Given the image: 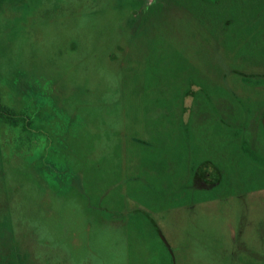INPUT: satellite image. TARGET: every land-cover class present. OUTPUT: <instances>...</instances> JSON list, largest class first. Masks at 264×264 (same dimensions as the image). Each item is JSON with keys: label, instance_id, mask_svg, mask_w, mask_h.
Returning a JSON list of instances; mask_svg holds the SVG:
<instances>
[{"label": "rangeland", "instance_id": "1", "mask_svg": "<svg viewBox=\"0 0 264 264\" xmlns=\"http://www.w3.org/2000/svg\"><path fill=\"white\" fill-rule=\"evenodd\" d=\"M238 1L209 27L185 0H0V264H172L145 212L175 264H264V2Z\"/></svg>", "mask_w": 264, "mask_h": 264}, {"label": "trees", "instance_id": "2", "mask_svg": "<svg viewBox=\"0 0 264 264\" xmlns=\"http://www.w3.org/2000/svg\"><path fill=\"white\" fill-rule=\"evenodd\" d=\"M188 3V7L190 8V10L196 14L201 21H203V23L207 24L210 27V23L212 21H216L217 17H218V13L219 10H217V7L215 5H210L207 3V0H185ZM225 4L227 5L228 11L233 13V20H237L238 17V12L240 10H242V3H240L238 0H224ZM264 2V0H263ZM226 8V7H225ZM263 10V11H262ZM262 11L264 14V5L263 7L259 10ZM187 94H191V92H187ZM1 102V99H0ZM264 119V116L262 117ZM4 119L6 121H8L10 124L13 125H18L20 122V117H18V115L12 113V110L4 107L1 105L0 103V120ZM219 132V130H218ZM221 133L219 132L218 135H220ZM215 138H212V140H214ZM215 141V140H214ZM243 141H246L245 139H243ZM246 154L248 156H250V159L254 160V161H260L258 157H256V153L255 152H251L248 150L245 151ZM252 153V154H251ZM146 159V158H145ZM262 161V160H261ZM204 163V161L202 162V164ZM209 162H206V164H208ZM263 163V162H262ZM201 165V163H200ZM143 215H145L150 223L154 226L156 232L161 235L162 240L164 242V244L166 245V248L168 249L169 252H171V256H172V264H175V257L173 255L172 252V248L170 246V244L168 243L167 239L165 238V236L163 235L160 227L158 226L157 222L151 217V215L149 213H141Z\"/></svg>", "mask_w": 264, "mask_h": 264}, {"label": "flooded vegetation", "instance_id": "3", "mask_svg": "<svg viewBox=\"0 0 264 264\" xmlns=\"http://www.w3.org/2000/svg\"><path fill=\"white\" fill-rule=\"evenodd\" d=\"M260 34L259 33H251V36H254L252 39L255 41V40H257L258 39V37L257 36H259ZM261 36V35H260ZM233 40V39H232ZM248 42L249 41H245V44H246V48H248ZM222 44L223 45H225V41H223L222 42ZM256 47L254 48V52L256 53ZM245 57V56H244ZM259 62H261V60H259L258 62L257 61H253V63H258V64H256L255 66L256 67H258V66H261V64L262 63H259ZM212 87V85H210L209 86V88H211ZM205 90H206V88H205ZM204 90V91H205ZM206 92V91H205ZM264 116V112L262 113V117ZM259 129H261V131L262 132H264V119L263 118H261V120H260V127H259ZM250 146L252 147V148H250ZM248 145V142H246V141H242V143H241V149L243 150V151H246V150H248V151H254L255 149V147H256V145L255 144H251V145ZM220 147H221V149H223L224 147H225V145H222V144H220ZM207 160H205V162H206ZM213 164V163H212ZM197 175H198V177H199V179H200V184H201V186H203V188H205L206 187V189H208V188H213V187H219L220 186V184L221 185H223L224 183L222 182V180H218V178H217V176L216 175H218L217 174V172L216 171H213L212 173H208V174H206V173H203L202 171H199L198 173H197ZM212 175H213V177H212ZM221 175V174H220ZM212 177L211 178V180H209V179H207V177ZM224 188L226 189V190H229V186L228 185H224Z\"/></svg>", "mask_w": 264, "mask_h": 264}]
</instances>
